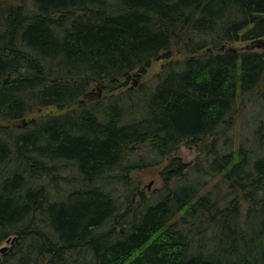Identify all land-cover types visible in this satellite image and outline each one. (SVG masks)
Masks as SVG:
<instances>
[{"label":"trees","instance_id":"obj_1","mask_svg":"<svg viewBox=\"0 0 264 264\" xmlns=\"http://www.w3.org/2000/svg\"><path fill=\"white\" fill-rule=\"evenodd\" d=\"M261 39L264 0H0V122L66 109L0 124L1 264H264V45L220 49Z\"/></svg>","mask_w":264,"mask_h":264},{"label":"rangeland","instance_id":"obj_2","mask_svg":"<svg viewBox=\"0 0 264 264\" xmlns=\"http://www.w3.org/2000/svg\"><path fill=\"white\" fill-rule=\"evenodd\" d=\"M227 46L233 47L235 49H244V48L247 49L248 47L251 46V42L250 41H237V42H231L227 44ZM256 49H260V48H256ZM181 57H182L181 54L175 53L171 58H168V59L161 58V59L153 60L151 62V65L147 68L145 73L143 74L139 73L138 75L137 71H134L132 73L131 79L129 80L128 84L124 86L122 89L127 90L128 88H131L133 90L135 89L140 90L142 88V90H145V92H147L149 90V86H151V84H153L156 81L157 79L156 75L163 71L164 66L167 64V62L171 63L175 60H178V59L180 60ZM90 89H91L92 97H96L98 93H100L99 97L101 99H103V97L109 96V93H106L104 90H101L98 84L96 83L93 84L92 82ZM118 91L119 90L115 92H118ZM142 96L143 95L140 94L136 96V99L142 100ZM244 98L245 99L243 100V102H241V104L240 102H238L239 110L242 108L241 109L242 112L239 114L238 119L234 121V124L231 127V132L233 133L235 143H238L240 136L247 129V126H244V128L243 127L240 128L241 123H243V121L247 119L251 113L250 110L247 113L245 112V109H250V105H249L250 101L248 98L246 97ZM64 111H66V109H58L55 106H44V107L34 110L33 112L28 113L23 118L16 119V120L2 121L0 122V124L4 125L7 128L9 134L18 133V132H21L22 130H25L31 127L30 120L35 121L43 115H57ZM198 145L199 144L191 145V144L181 143L179 144L177 149L172 153V155L179 156L184 162L193 163L198 157ZM167 160L168 158L165 159L161 163V165L148 166V167L132 170L131 179L138 186V189L140 191H143L145 196H148L151 198L153 194L157 192V190L162 186V178L160 174V169L167 162ZM216 179L217 178H214L213 180L216 181ZM116 194H122L121 188L119 191H116ZM2 244H8L9 246H11V244L6 241H4Z\"/></svg>","mask_w":264,"mask_h":264},{"label":"water","instance_id":"obj_3","mask_svg":"<svg viewBox=\"0 0 264 264\" xmlns=\"http://www.w3.org/2000/svg\"><path fill=\"white\" fill-rule=\"evenodd\" d=\"M262 45H264V39L257 40L255 42H251V46L248 47V48L260 47ZM220 49L231 50V51H235L236 50L233 47H226V48H224V46H222ZM138 75H139V73H138ZM13 241H14V237H11V238H9V239L6 240V242H9L10 244H12ZM8 247H9L8 244L0 245V264H1V255L6 252V250L8 249Z\"/></svg>","mask_w":264,"mask_h":264}]
</instances>
